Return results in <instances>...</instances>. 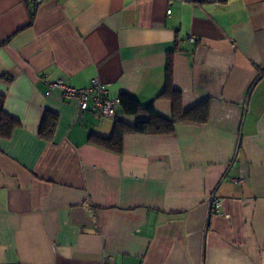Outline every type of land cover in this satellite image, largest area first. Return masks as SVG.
<instances>
[{
    "label": "crops",
    "instance_id": "0c3cea01",
    "mask_svg": "<svg viewBox=\"0 0 264 264\" xmlns=\"http://www.w3.org/2000/svg\"><path fill=\"white\" fill-rule=\"evenodd\" d=\"M93 79L207 120L109 150L148 115L46 93ZM0 95V264H264V0H0Z\"/></svg>",
    "mask_w": 264,
    "mask_h": 264
},
{
    "label": "trees",
    "instance_id": "16d2710c",
    "mask_svg": "<svg viewBox=\"0 0 264 264\" xmlns=\"http://www.w3.org/2000/svg\"><path fill=\"white\" fill-rule=\"evenodd\" d=\"M166 87L167 88L165 90L168 91L170 86L166 84ZM119 99L120 106L115 117L119 118V112L121 115H136L138 113H145L148 115V119L137 121L132 127L125 125L117 119L110 137L101 138L91 136V139H93L96 144L115 152L121 151L122 137L126 133H169L173 130L174 122H204L207 120V109L204 104L202 106L184 111L181 108L180 97L175 93L171 95L173 104V113L171 120H166L160 116H157L154 113L153 106L151 104L141 106L137 99L131 95L122 94ZM52 119H54L53 116H50L48 114L44 115L40 128L41 134L45 129H47L46 124H48ZM17 124L18 121L4 110V97L0 95V138L8 137Z\"/></svg>",
    "mask_w": 264,
    "mask_h": 264
},
{
    "label": "built area",
    "instance_id": "2783aa9c",
    "mask_svg": "<svg viewBox=\"0 0 264 264\" xmlns=\"http://www.w3.org/2000/svg\"><path fill=\"white\" fill-rule=\"evenodd\" d=\"M32 4L38 5L42 0H29ZM208 2H221L223 0H205ZM170 10H167L169 13ZM58 89L62 96L69 100H75L78 104V109L80 112L90 109L94 114L99 117H115L117 110L120 106V99L117 97H111L100 83L93 79L89 86L84 88H76L65 84L61 80H56L53 82H48V89L46 93L50 90ZM235 180L234 182H238ZM213 204L218 210L220 206V201L215 198L213 199Z\"/></svg>",
    "mask_w": 264,
    "mask_h": 264
}]
</instances>
